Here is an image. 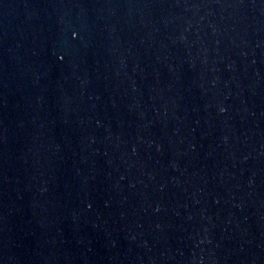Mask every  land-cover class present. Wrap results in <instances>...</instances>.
I'll return each mask as SVG.
<instances>
[{
	"label": "water",
	"instance_id": "95a60500",
	"mask_svg": "<svg viewBox=\"0 0 264 264\" xmlns=\"http://www.w3.org/2000/svg\"><path fill=\"white\" fill-rule=\"evenodd\" d=\"M0 264H264V0H0Z\"/></svg>",
	"mask_w": 264,
	"mask_h": 264
},
{
	"label": "snow or ice",
	"instance_id": "6c2138e0",
	"mask_svg": "<svg viewBox=\"0 0 264 264\" xmlns=\"http://www.w3.org/2000/svg\"><path fill=\"white\" fill-rule=\"evenodd\" d=\"M73 35H77V33L73 32ZM60 59H63V57L61 56Z\"/></svg>",
	"mask_w": 264,
	"mask_h": 264
},
{
	"label": "clouds",
	"instance_id": "9594fccd",
	"mask_svg": "<svg viewBox=\"0 0 264 264\" xmlns=\"http://www.w3.org/2000/svg\"><path fill=\"white\" fill-rule=\"evenodd\" d=\"M221 111H223V109H221Z\"/></svg>",
	"mask_w": 264,
	"mask_h": 264
}]
</instances>
